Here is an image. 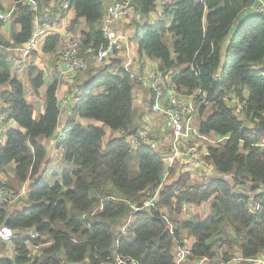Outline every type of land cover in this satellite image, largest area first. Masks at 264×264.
Instances as JSON below:
<instances>
[{
    "label": "trees",
    "instance_id": "1",
    "mask_svg": "<svg viewBox=\"0 0 264 264\" xmlns=\"http://www.w3.org/2000/svg\"><path fill=\"white\" fill-rule=\"evenodd\" d=\"M10 1L12 27L18 32L12 42L0 36V87H7L0 91V132L6 138L0 183L3 175L14 191L28 180L35 183L27 198L0 209V227L33 232L34 237L13 241L14 259L4 256L6 244L0 242V264H116L118 258L136 264H176L179 248L191 251L184 264H213L216 258L228 263L235 257L241 258L235 264H250L247 260L264 257V194L258 193L264 190V14L249 13L255 0H165L156 21L150 17L161 0H118L131 1L134 7V20L126 26L134 29L129 39L137 46L135 62L157 60L159 71L178 90L198 96L199 131L229 138L202 154L217 170L216 178L202 187L189 165L183 166L185 172L175 167L161 188L160 202L149 208H143V202L161 185L170 151L159 153L150 144L134 150L117 136L105 144V129L137 134V92L148 93L150 115L154 97L125 72L120 53L103 65L95 63L94 55L106 43L105 0H69L74 13L69 31H79L87 60L80 75L87 83L76 84L79 102L58 140L62 162L72 167L62 174L56 173L57 165L50 167L47 144L57 137L61 122L59 83L55 80L46 89L44 112L37 119L28 92L40 96L45 72L31 68L23 81L8 52L31 39L36 17L44 27L51 23L43 15L52 0H35L37 14L26 0ZM12 7L1 10L8 13ZM4 27L0 20V29ZM62 43L61 36L51 34L42 51L57 55ZM141 68L136 71L143 76ZM81 121H97L103 128L86 127ZM10 122L16 127L4 128ZM224 174H233L234 183L225 182ZM253 204L260 207L259 213H253ZM188 206L204 208L206 217L198 220L201 212L193 217L191 210L192 217L183 218ZM129 219L127 235L122 236Z\"/></svg>",
    "mask_w": 264,
    "mask_h": 264
},
{
    "label": "built area",
    "instance_id": "2",
    "mask_svg": "<svg viewBox=\"0 0 264 264\" xmlns=\"http://www.w3.org/2000/svg\"><path fill=\"white\" fill-rule=\"evenodd\" d=\"M202 1V0H200ZM24 3L29 6L30 10L37 14L38 4L35 0H26ZM61 10L60 18L70 9L69 0H59ZM164 5V4H163ZM161 5V7L163 6ZM12 7V6H11ZM14 8L12 7L9 13L5 14L0 11V20L4 23L12 17ZM134 11V7L131 1H115L113 4L107 7L106 16L103 24V32L106 43L103 44L97 54L94 55V61L96 64L103 65L107 63L117 53L125 52L124 57V69L131 78L135 81H139L144 87H147L153 94L152 113L156 118H160L163 131L166 134H170V154L165 157V166L163 175L161 177V185L157 190H152L147 193L148 199L143 202V208L156 207L160 202L161 188L167 184L171 177V171L178 162L185 166L186 164L192 170V174H197L200 179H204L206 183L214 178L216 173L205 163L202 159V153L199 148L201 144L209 145L210 147H219L226 142L228 137H219L214 134L203 135L196 124L198 123V105L196 99L197 95L186 96L174 84L171 82L170 77H165L163 73L157 69H152L141 76L136 70L135 60L131 56L130 48L128 47L127 38L119 32V21L125 17H128L130 13ZM162 12L158 13L159 18L162 17ZM250 14H264V0H255L250 6ZM248 14V13H247ZM70 26V25H69ZM50 28L41 25L38 17L34 21L33 36L22 46L15 49H8V52L16 53L18 58L15 59L14 72L20 77L25 76L30 72L34 66L32 60L33 54L39 51L40 45L46 36L52 34ZM89 52H92L91 50ZM20 56V58H19ZM59 64L62 69V74L67 75L70 79L72 88V98L74 105L79 102L77 97V90L74 88V80L87 68V60L82 55V41L81 38L73 35L72 38L61 48L59 52ZM242 108V107H241ZM3 135V134H2ZM0 132V153L5 146V137ZM62 135V131L59 132L58 138ZM125 139L134 150H138L143 146H147L151 143L149 134L145 131L139 132L135 135L127 136L124 131L115 133V137ZM264 147V144L262 145ZM186 160V162H185ZM204 162V164H202ZM203 168L199 170L201 167ZM211 167V166H210ZM213 170V169H212ZM222 178L225 182L233 184L234 175L224 174ZM8 180L1 178L0 183V209L12 208L20 201L27 198L30 193L33 192L32 184L33 180H28L17 191L9 188ZM204 184V185H205ZM202 185V187L204 186ZM238 188V187H236ZM32 189V190H31ZM203 189V188H202ZM263 190V189H262ZM258 193L264 194L263 191ZM32 191V192H31ZM110 199V198H109ZM108 199V200H109ZM253 201V198H250ZM254 205L253 213L260 211V207ZM135 211L138 210L137 205H132ZM189 209V208H188ZM189 211V210H188ZM188 211L186 214L188 217ZM190 212V211H189ZM192 214V213H191ZM193 215V214H192ZM192 217V216H191ZM164 219L169 223L170 230L175 229V224L168 220V216L165 215ZM131 219L121 229V235H127V227L130 224ZM33 232H21L17 233L7 226L0 227V242L6 244V251L3 252L4 256L8 259H14V243L18 237H34ZM19 234V235H17ZM191 255L189 248H179L176 251V264H184ZM209 262V260H203ZM250 264H264V257L255 260H247ZM241 262V258L235 257L230 262L224 263L221 258L212 260L213 264H235ZM116 264H136L128 259L118 258Z\"/></svg>",
    "mask_w": 264,
    "mask_h": 264
},
{
    "label": "crops",
    "instance_id": "3",
    "mask_svg": "<svg viewBox=\"0 0 264 264\" xmlns=\"http://www.w3.org/2000/svg\"><path fill=\"white\" fill-rule=\"evenodd\" d=\"M115 1H118V0H105L106 9L108 6L113 4ZM164 3H165V0H161V2L159 3L160 6L158 8V11L156 14H153L150 17L151 20L154 18H155V20H157L159 18L158 13L163 11L161 5H163ZM12 5H13V3H11L10 0H0V11L3 13V11H2L3 9L7 10ZM62 12L63 11L61 10L59 0L58 1L52 0L50 8L43 15L44 18L51 20V23H48L46 26L48 28L52 29L51 30L52 36L58 35V36H61L63 38V43L60 45L59 52H60V49L62 47H64L67 42H69V40L72 38L73 35L80 38L79 31H76V32H70L69 31V25L74 18V13L72 11H70V9H69L60 18V14ZM5 14H7V13H5ZM130 16H131V18L133 16H135L134 11H132L128 17H125L119 21V32L127 38L128 47L130 48V51H131V56L136 57V53H137L136 43L134 41H130V39H129L132 36L131 34L133 33L134 29L130 28V30H128V27L126 26L127 24H130V22H131ZM41 20H43V19L41 18ZM125 27H127L126 31H125ZM84 28H85V26L82 25V29H84ZM17 32H18V28L13 29L11 18H10L5 23V27L3 29H0V36L9 42H12L13 34L17 33ZM50 35L46 36L45 39L42 41L40 48H39V51H37L38 55L35 57L34 56L32 57V60L34 62L33 68L38 67L39 69H42L45 72V75H44L45 85L42 89H40V92H39L40 96L39 97L36 96L35 94H33V92L31 90H29L28 93H29V96H32L31 99L35 101V104L38 102L39 103L41 102V107L36 104V111H35V117H39L44 112L43 104H44V97H45L46 89L48 88V86H50L52 83H54L55 80H57L59 83L57 96H58V100H59V104H60V108H61V113H62L61 114V122H60V125H59L58 130H57V137L51 139L47 144H48V150H53V153L51 154L52 156L49 154V156L51 158V163L53 161L52 158L55 155H57L58 160H57V171H56V173L62 174L65 169L66 170L68 169V167L60 165V163H62V161L59 159L61 152L57 150V145H58V140H59L58 134L60 131H63V128H64L66 122L68 121L75 105H74V101L72 98V91H71L72 90L71 87H73V86L70 82L69 77L67 75L62 74V69H61V66L59 64V57H57V55H59V52L56 55V53L55 54H45L42 51V48H43L42 45ZM40 51L42 52V54L39 53ZM120 54L123 58L125 57V52H122V53L120 52ZM12 57L18 58V56H16L15 52L12 54ZM19 58H20V56H19ZM56 58H57V60H56ZM134 60H135V58H134ZM97 65H99V64H97ZM135 65H136V69H139V67L140 68L142 67L141 70L143 71L142 72L143 75L146 74L147 72H150L152 69H157L159 71V68H160V63L157 60L149 59V58L142 59L141 64H138L136 62ZM21 78L23 81L28 80L27 76H22ZM86 83H87L86 77H81V75L77 76L76 79L74 80L75 90H77L76 84H78V85L82 84L83 85ZM145 88H147V87H145ZM5 89H7V87H0V91H3ZM147 98H148V93L145 92L144 90H140L135 95V108L137 109V113H138V115H137L138 132L137 133L142 132V131L147 132L149 134V138L151 140L150 145H152L159 153L163 154L164 152H169L171 150V145H170L171 136H170V134H166L163 131L162 124L159 121L160 118H158L159 119L158 120L153 113H152V115H150L151 113L147 114V111H148L147 107H149V104L147 103ZM150 111H152L151 107H150ZM150 117H152L154 119V122L152 125V128H154V132L152 134H150L149 131L145 130V123L148 122V119H150ZM2 121H3V116H0V123ZM84 124H86V122H84ZM150 124H152V123H150ZM7 127H16V125L14 124V122H10L4 128H7ZM209 148H210L209 145L201 144L199 150L202 154H204L205 152H207V150ZM202 164H204V162ZM202 168H203V166L199 170H201ZM206 168L208 170L211 169V171H210L211 174H212V171H214L216 173L214 178H216L218 176L217 170L215 168H213L212 166L211 167L209 166ZM180 169L183 171L184 168H183L182 164H180V162H178V164L176 165V170L178 171ZM188 170H190V169H188ZM183 172H185V171H183ZM195 180L198 181V179L196 177L194 178V181ZM237 189L238 188H236V190ZM249 196H250V194H249ZM190 208H189V211L193 210ZM205 263L208 264V262H205ZM205 263L203 260H200L199 262H194V263L188 262L186 264H205Z\"/></svg>",
    "mask_w": 264,
    "mask_h": 264
},
{
    "label": "rangeland",
    "instance_id": "4",
    "mask_svg": "<svg viewBox=\"0 0 264 264\" xmlns=\"http://www.w3.org/2000/svg\"><path fill=\"white\" fill-rule=\"evenodd\" d=\"M134 17L135 16H133L132 18H131V16H130V18H131V21L132 20H134ZM245 19L247 18L246 16H243ZM153 21L155 20V18L154 19H152ZM151 20V21H152ZM156 21V20H155ZM236 29V28H235ZM127 30V27H125V31ZM128 30H130V28L128 27ZM230 37H231V34L227 37V42L225 43V45H227L228 43H229V39H230ZM168 39V41H169V45H171L170 47L172 48V42H171V39L170 38H167ZM134 44V43H133ZM225 59H226V56H223V60L225 61ZM83 73V72H82ZM81 73V74H82ZM77 86V85H76ZM75 88V87H74ZM76 89H77V87H76ZM31 97L32 96H30V99H31ZM39 97V96H38ZM38 106H40L41 107V102L39 103H36ZM39 107V108H40ZM39 117H37V119H38ZM84 122H86V124H84ZM153 122H154V119L152 118V117H150V119H148V122L147 123H145V130H147V131H149L150 132V134H152L153 132H154V128H152V125H153ZM81 123L84 125V126H86V127H88V126H94V127H100V128H103V125L101 124V123H99V122H97V121H81ZM150 123H152V124H150ZM105 131H106V138H105V144L106 145H108L109 143H110V141L112 140V139H114L113 137L115 136V133H113L112 131H110L109 129H105ZM53 153V150H49V154L51 155ZM61 155V154H60ZM52 156V155H51ZM53 161H52V163H50V167H55L56 165H57V160H58V156L57 155H55L53 158ZM59 159L62 161V159L60 158V156H59ZM60 165H63V166H67L68 167V169L67 170H69V168H72L71 167V165H69V164H66V162H62V163H60ZM53 170H55V168H53ZM192 176H193V179L196 177L197 179H198V181L199 182H201L203 185L205 184V180L204 179H200L198 176H197V174H192ZM2 178H5V179H7L8 180V182H9V178H8V176L7 175H3V177ZM53 182V183H52ZM51 183L52 184H54V181H52ZM51 184V185H52ZM253 207V209H254V205H252ZM188 208H190V206H188ZM190 209H193V213H194V216L193 217H195L196 215H197V213L200 211L201 213L199 214V219L198 220H202V219H204L205 217H206V211H204L205 209L204 208H201V209H198V207H191ZM188 211V210H187ZM208 214L209 213H207V216H208ZM191 216H192V214H191V211L189 212L188 211V217H187V215L185 214V217H183V218H191ZM33 234V233H32ZM205 263V262H204ZM206 264V263H205Z\"/></svg>",
    "mask_w": 264,
    "mask_h": 264
}]
</instances>
